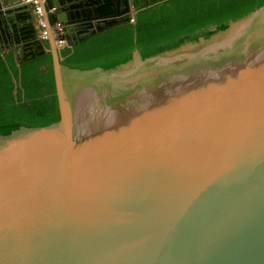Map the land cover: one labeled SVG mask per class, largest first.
I'll use <instances>...</instances> for the list:
<instances>
[{"label":"water","instance_id":"water-1","mask_svg":"<svg viewBox=\"0 0 264 264\" xmlns=\"http://www.w3.org/2000/svg\"><path fill=\"white\" fill-rule=\"evenodd\" d=\"M50 52L60 119L0 133V264H264V5L110 69Z\"/></svg>","mask_w":264,"mask_h":264},{"label":"trees","instance_id":"trees-1","mask_svg":"<svg viewBox=\"0 0 264 264\" xmlns=\"http://www.w3.org/2000/svg\"><path fill=\"white\" fill-rule=\"evenodd\" d=\"M63 1L59 0L60 3ZM84 2L94 4L93 14L97 6L105 16L114 8L113 0H82L80 4ZM54 3V0H50L47 6ZM263 5L264 0H193L188 6L177 4L174 10L162 15L150 12L151 7L136 13L134 23L102 32L92 29L93 17L88 12V18L83 17L87 21L80 23L79 33L75 36L77 44L60 51L62 63L78 69L114 68L129 61L135 49L140 51L143 58L158 54L186 40L208 36L212 28H223L231 20L239 19ZM50 15L51 23H54L56 15ZM21 18L28 20L23 30L25 39L31 40L29 50L25 51L24 56L10 55L7 60L0 59V69L8 71L6 82H0L2 134L21 125L45 126L60 119L50 43L38 39L30 13L21 14ZM21 61L23 64L18 65ZM10 70L14 75L21 72L17 94L13 93Z\"/></svg>","mask_w":264,"mask_h":264},{"label":"crops","instance_id":"crops-1","mask_svg":"<svg viewBox=\"0 0 264 264\" xmlns=\"http://www.w3.org/2000/svg\"><path fill=\"white\" fill-rule=\"evenodd\" d=\"M56 1V0H54ZM82 0H64L63 2L60 3L59 8H63L64 11H67L68 14L71 16V19L68 22V26L70 28L71 33L74 35V37L79 33L80 30V23L83 21V17L88 18V15H92V21L93 23H96L98 21H102L103 19L96 15L93 14L92 7H94V4H88L86 2L81 5L80 3ZM84 10V11H83ZM25 12V9H19L15 12L11 11L8 13V19L6 18L5 20L8 21L9 25L8 27L12 30L13 35H9V31L7 29V26L5 24V20L3 19L2 15H0V59L7 60L10 55L16 56L17 55H23L25 54V51L29 50V43L31 40H26L25 39V24L28 23V20L19 17V15L23 14ZM83 12V15H82ZM56 15V20L58 18V13ZM78 16V18H77ZM45 18H47L45 16ZM49 21L51 22V15L49 14ZM98 20V21H97ZM3 33V35H2ZM50 43V41H49ZM10 50V51H9ZM17 50V51H16ZM10 52V55L6 56L7 52ZM4 55V56H3Z\"/></svg>","mask_w":264,"mask_h":264},{"label":"flooded vegetation","instance_id":"flooded-vegetation-1","mask_svg":"<svg viewBox=\"0 0 264 264\" xmlns=\"http://www.w3.org/2000/svg\"><path fill=\"white\" fill-rule=\"evenodd\" d=\"M122 1L123 0H118V5H115L114 1H113V5H114L113 10L111 13L106 15L107 19L109 20L108 24H112L114 22V19L116 17H119V16H117L118 13H120V15L122 17L123 16L127 17L129 20L130 12H134L136 14V13H139L140 11H143L147 8L152 7V10L150 12L155 11V13H157L158 15H162L164 13H167V12L174 10L175 5H177V4L188 6V5L192 4L193 0H126V6L127 7L122 3ZM196 2H201V0H196ZM164 3H166V5L162 6V4H164ZM22 9H25L24 13H30L27 7L22 8ZM20 16L21 15H19V17ZM147 17H148V15H147ZM135 21H136V19H135ZM98 22H102V21H98ZM96 23H93V28H92L93 30L95 29V30H98L100 32L105 31V30H101L102 29L101 27H97ZM129 23H125V24H129ZM121 25H123V24H121ZM118 26H120V25H118ZM83 35H84V33H83ZM74 40L76 41L75 37H74ZM9 51L6 53V56L8 55V53L10 55ZM21 64H23V63H21V62L18 63V65H21ZM9 65L11 66V64H9ZM9 72L13 76V78H12V82L14 85L13 93L17 94L18 93V86H19V76H20L21 72H18L17 75L13 74V70H10ZM7 78H8V71L0 69V82L1 81L6 82Z\"/></svg>","mask_w":264,"mask_h":264},{"label":"built area","instance_id":"built-area-1","mask_svg":"<svg viewBox=\"0 0 264 264\" xmlns=\"http://www.w3.org/2000/svg\"><path fill=\"white\" fill-rule=\"evenodd\" d=\"M30 3L28 8L32 23L37 30V37L40 40H48L53 36L55 39V44L59 51L71 47L68 44L66 37V30L64 23L57 19L54 23L49 21V18H45V14H56L58 13L59 6L55 3L51 6H47L50 0H24ZM129 22H135V13L130 12Z\"/></svg>","mask_w":264,"mask_h":264}]
</instances>
